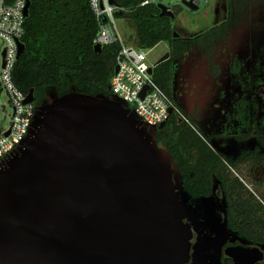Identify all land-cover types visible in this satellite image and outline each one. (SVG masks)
Returning a JSON list of instances; mask_svg holds the SVG:
<instances>
[{"label": "water", "instance_id": "water-1", "mask_svg": "<svg viewBox=\"0 0 264 264\" xmlns=\"http://www.w3.org/2000/svg\"><path fill=\"white\" fill-rule=\"evenodd\" d=\"M161 1L160 15L172 19ZM33 100L31 89L24 102ZM173 170L153 132L119 101L76 91L53 98L0 168V264H184L189 224ZM226 253L234 264L263 256L256 247Z\"/></svg>", "mask_w": 264, "mask_h": 264}, {"label": "trees", "instance_id": "trees-1", "mask_svg": "<svg viewBox=\"0 0 264 264\" xmlns=\"http://www.w3.org/2000/svg\"><path fill=\"white\" fill-rule=\"evenodd\" d=\"M27 1L29 5L21 36L23 49L11 69L15 86L25 95L32 89L33 104L37 109L48 102L50 92L55 97L76 91L111 99L110 78L115 70L120 44L116 41L101 46L99 51L94 49L100 21L92 12L89 0ZM113 1L118 7L116 18L126 21L132 28L133 35L129 37L136 46L150 49L159 42L168 43L169 57L156 64L152 76L170 96H173L176 61L190 51H199L210 60L211 75L216 78L221 75L222 68L223 51L220 45L228 38L237 48L235 40L241 37L252 39V53L259 52L264 59V20L254 17V7H263L264 0H226V18L191 38L180 34L174 37L171 18L160 15V9L154 2ZM216 49H220L219 58L214 55ZM235 54L230 71L233 91L240 85L242 89L250 85L254 92L255 85H264V79L251 80L250 77L254 76L250 65L244 73L249 76L245 81L244 75L240 74L241 64L245 63L238 61ZM240 57L247 60L242 54ZM259 62L261 59L258 56L255 63ZM258 66L264 71V65ZM247 81H252V84L247 85ZM252 108L255 109V105ZM153 134L158 145L169 153L173 167L184 181L185 191L194 196L206 194L213 180L219 182L226 196L230 227L238 236L264 244V194L256 198L237 176L228 178L224 171L226 166L234 168L248 162L253 166H264V136L258 137L263 150L244 148L231 158L212 146L193 123L190 126L178 121L174 114L170 115L162 129ZM243 138L236 137L238 140Z\"/></svg>", "mask_w": 264, "mask_h": 264}, {"label": "rangeland", "instance_id": "rangeland-1", "mask_svg": "<svg viewBox=\"0 0 264 264\" xmlns=\"http://www.w3.org/2000/svg\"><path fill=\"white\" fill-rule=\"evenodd\" d=\"M226 2V0H201L198 4V9L193 11L182 7V5H180L181 0H162L164 5H168L173 8L175 15L171 20L174 31L182 37L187 38L199 35L224 20L227 14ZM254 12V17L264 20V6L254 7ZM117 28L123 40L128 43H134L133 39L129 37L130 35H133V30L130 26H128L126 21L118 19ZM246 38L248 39V37ZM246 38L241 37L239 40H235V42H238V48L234 42L232 43V41H230V38L220 45L221 50L223 51L221 58L222 68L220 72L221 75L217 78L211 75L210 60L199 51L193 50L185 55H182L181 59L176 61L174 76L172 79L173 94L181 104L180 107L184 115L188 117L198 129L201 130L204 136L206 135L205 137L209 142L211 141V145L217 146L222 139L225 140V143L228 145V149L230 147V153L227 154L224 152L226 151V148H221L220 150L229 157H233L237 154V152L244 148H260L263 150V144L260 142L258 137L264 136V85H255L254 92L249 86L245 87L247 94L243 95L244 100L242 101H244V107H241V101L239 100L240 97L232 94L233 87L230 76L231 68L229 67V61L231 62L233 55L230 56L229 52H232L231 50L233 49L239 60L243 61L245 65H247V62H249V65L251 64V74L254 78L264 79V71H261L258 68V65H264V59L261 58L259 52L252 53V39L247 40ZM169 50L170 48L166 41L159 42L150 49H145L148 64H156L159 59L169 53ZM239 53L247 58V60L240 59L242 56L240 57ZM231 54L234 53L232 52ZM214 55L219 58L221 56L220 49L219 51L217 49L214 50ZM258 56L259 59H261V62L256 64ZM202 66H205V68ZM241 70L244 73L248 70V68L247 66H242ZM248 77L249 76L244 75L243 79L246 81ZM250 78H252L251 80L254 79L252 76ZM245 83L252 84V81H247ZM54 97L53 92H50L48 94V102ZM233 104L234 107H236V104H238V106L240 105V107L234 109L232 108ZM253 105L256 107L255 110H252ZM227 106L229 108L231 107V109L227 110ZM194 107L196 110H199V114H202L201 116L203 117H199V120L201 119V121L192 118L189 111L186 110L190 109L191 111ZM225 111L230 115V120H232V118H236L234 115H238L237 120L239 123L234 124L235 126L231 123L229 130H227L228 127L219 130V128L215 126L213 132H210L203 127V123L210 124L213 122L215 116L218 118L224 115ZM10 120L11 107L8 102V96L6 91L3 88H0V124L3 127H6ZM240 126L242 127L240 128ZM148 130L150 132H154L158 130V127L154 126ZM238 136H244V138L238 140L236 139ZM210 137L213 139H210ZM237 166L238 167L235 168V171L251 183V188L254 189L258 195L264 194V183L256 181V177H258V175H256L258 169H251L248 175L249 177L246 178L245 167L242 166L253 165L248 162L247 164H239ZM218 245L219 244L213 248L208 247V249L203 247V253L201 255L206 257L212 255L216 257L219 247ZM201 255H198V262H203L205 260V258H202Z\"/></svg>", "mask_w": 264, "mask_h": 264}, {"label": "built area", "instance_id": "built-area-1", "mask_svg": "<svg viewBox=\"0 0 264 264\" xmlns=\"http://www.w3.org/2000/svg\"><path fill=\"white\" fill-rule=\"evenodd\" d=\"M191 1L198 5L201 0ZM26 2L27 0H0V88L6 91L11 107L9 124L6 127L0 124V168L10 155L20 149L38 110L33 102H24L26 95L15 86L11 76L12 66L17 58V44L23 34ZM149 2L157 3L158 0H144L143 4ZM89 3L100 21L94 43L100 47L116 41L120 44L116 63L118 69L114 70L110 78L111 99L130 109L146 129L165 123L171 114L191 126L189 118L184 115L173 96L153 79L156 64H148L145 49L126 42L120 36L115 16L118 7L109 0H89ZM166 7L173 11L171 6ZM142 91L144 94L141 97ZM237 177L253 196L259 198L251 188V183L239 174Z\"/></svg>", "mask_w": 264, "mask_h": 264}, {"label": "flooded vegetation", "instance_id": "flooded-vegetation-1", "mask_svg": "<svg viewBox=\"0 0 264 264\" xmlns=\"http://www.w3.org/2000/svg\"><path fill=\"white\" fill-rule=\"evenodd\" d=\"M231 53L232 52H229L230 56L234 55ZM233 60L234 59L232 57L231 62L229 61L230 68H231V63ZM238 61L240 60L238 59ZM250 65H249V62H247V65L241 64V67L247 66V68L249 69ZM241 67H240V74L244 75L245 72L243 73V71L241 70ZM203 68H205V66ZM232 94L233 95L235 94L236 96L240 97L239 100L241 101L240 102L241 107H244V104H243L244 101L242 100H244L243 95L247 94L246 88L242 89V85H240L236 89V91L232 90ZM238 107H240V105L238 106V104H236V107H234V104H233L232 108L236 109ZM226 108L227 110L231 109V107L229 108L228 106ZM252 110H255V109L252 108ZM234 116H236V118L235 119L232 118V120H230V115L225 111L224 115L218 118H216L215 116L213 122H211L210 124L203 123V127H205V129L209 130L210 132L214 131L215 126L219 128V130H222V128L225 129V127H228L227 130H229V126L231 125V123L232 125L239 123L237 120L238 115H234ZM202 117L203 116H201V118ZM199 121H201V119ZM241 127L242 126H240V128ZM210 139H213V138L210 137ZM214 147L219 150L221 148H224V149L226 148V151L224 152L227 154L230 153L229 151L230 147L228 149V145L227 143H225V140L223 139L221 140V142L217 144V146L214 145ZM227 154L225 155L228 156ZM237 167L238 166H235L234 168H232L231 166L225 167L224 171L226 175L228 176V178H234L237 176L238 173L235 171V168ZM242 167H245V177L246 178L249 177L248 175L251 169L257 168L258 172L256 173V175H258V177H256L257 178L256 181L260 183L264 182L263 181L264 180L263 179L264 178V166H242ZM173 174H174L173 175L174 195L179 204L178 206L180 208L183 218L189 224L188 225V238H189L190 248L188 251L187 260L184 262V264H234L233 259L226 253V250L228 248L249 249V248H254V247L260 249L263 256L261 260H257L252 264H264V244L260 245L255 240L240 237L235 232V230L230 227L228 223V219H227L226 196L219 182L213 180V182L211 183L209 192H207L206 194H199L197 196H194L188 191L184 190V184H183L184 181L179 171L176 168H174ZM217 244H219L218 245L219 247H218V252H217L216 257L212 255L208 257L201 255L203 253V247H205L206 249H208V247L213 248ZM198 255H201V257L205 258V260L203 262L201 261L198 262Z\"/></svg>", "mask_w": 264, "mask_h": 264}, {"label": "crops", "instance_id": "crops-1", "mask_svg": "<svg viewBox=\"0 0 264 264\" xmlns=\"http://www.w3.org/2000/svg\"><path fill=\"white\" fill-rule=\"evenodd\" d=\"M162 2V1H161ZM172 95H173V98L176 100V102L178 103V105H179V107L181 106V104L179 103V101L176 99V96L173 94V92H172ZM195 108V107H194ZM192 109L191 111H190V109H186L187 111H189V113H190V116L192 117V118H194L195 120H198L199 121V117L202 115V114H199V110H196V108L195 109ZM180 109H181V107H180ZM182 110V109H181ZM183 112V111H182ZM185 112V111H184ZM186 113V112H185ZM186 114H188V113H186ZM178 121H179V119H178ZM164 125H165V123H164ZM163 125V126H164ZM158 129H160V128H158ZM162 129V128H161ZM256 166H261L260 164H258V165H256Z\"/></svg>", "mask_w": 264, "mask_h": 264}]
</instances>
